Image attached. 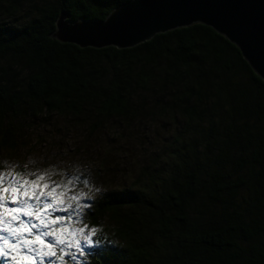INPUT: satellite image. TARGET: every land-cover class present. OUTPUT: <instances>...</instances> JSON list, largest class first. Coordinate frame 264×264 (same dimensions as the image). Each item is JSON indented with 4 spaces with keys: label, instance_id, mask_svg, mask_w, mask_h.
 I'll return each instance as SVG.
<instances>
[{
    "label": "trees",
    "instance_id": "16d2710c",
    "mask_svg": "<svg viewBox=\"0 0 264 264\" xmlns=\"http://www.w3.org/2000/svg\"><path fill=\"white\" fill-rule=\"evenodd\" d=\"M127 1L0 0V173L54 119L88 137L119 124L124 155L155 150L127 186L73 183L96 229L73 264H264V82L202 24L129 49L52 37L63 11L105 20Z\"/></svg>",
    "mask_w": 264,
    "mask_h": 264
},
{
    "label": "water",
    "instance_id": "95a60500",
    "mask_svg": "<svg viewBox=\"0 0 264 264\" xmlns=\"http://www.w3.org/2000/svg\"><path fill=\"white\" fill-rule=\"evenodd\" d=\"M61 12L52 37L81 49H129L156 35L202 24L235 45L264 82V0H130L105 20L71 22Z\"/></svg>",
    "mask_w": 264,
    "mask_h": 264
},
{
    "label": "rangeland",
    "instance_id": "374dc122",
    "mask_svg": "<svg viewBox=\"0 0 264 264\" xmlns=\"http://www.w3.org/2000/svg\"><path fill=\"white\" fill-rule=\"evenodd\" d=\"M119 127V124L108 123L99 137H88L89 128L86 126H80L76 131L66 122L54 119L49 127H38L32 132V137L24 141V148L28 149L23 152V157L19 156L17 162H6L4 167H9L7 174L10 169L21 173L17 179H35L37 175H44L45 181L41 183L55 186L57 192L62 191L64 195L61 199L68 206V211L55 212L53 215L65 217L66 225L71 228L85 227L86 231L91 232V228L84 222V212L91 205L94 193H89L91 191L86 189L77 192L78 188L73 183L79 181L88 183L89 186L90 183L99 186L94 182L98 179L97 174H101V183H111V186L119 188L127 186L141 168L149 165L148 158L155 150L154 144H150L141 148L135 147V150L130 149L129 153L124 155V150L117 146L120 136L113 137L117 134L115 129ZM142 131L141 127L140 133ZM160 141L163 142V137ZM85 143L88 145V151L82 153L80 147ZM61 183L72 184H68L66 190H63L64 188H59ZM72 197L75 199H71ZM81 244L84 245L83 241ZM65 260L67 264H73L75 261L71 257H65ZM0 262L8 264L3 258H0Z\"/></svg>",
    "mask_w": 264,
    "mask_h": 264
},
{
    "label": "snow or ice",
    "instance_id": "6c2138e0",
    "mask_svg": "<svg viewBox=\"0 0 264 264\" xmlns=\"http://www.w3.org/2000/svg\"><path fill=\"white\" fill-rule=\"evenodd\" d=\"M21 175L0 173V258L8 264H67L65 257L84 256L81 241L91 247L96 229L66 225L65 217L53 215L68 211L64 193L42 184L44 175L16 178Z\"/></svg>",
    "mask_w": 264,
    "mask_h": 264
}]
</instances>
